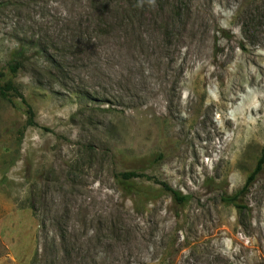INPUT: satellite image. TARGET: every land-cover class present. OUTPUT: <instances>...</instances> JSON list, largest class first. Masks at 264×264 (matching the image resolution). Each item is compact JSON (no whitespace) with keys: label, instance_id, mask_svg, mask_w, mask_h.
I'll return each instance as SVG.
<instances>
[{"label":"rangeland","instance_id":"1","mask_svg":"<svg viewBox=\"0 0 264 264\" xmlns=\"http://www.w3.org/2000/svg\"><path fill=\"white\" fill-rule=\"evenodd\" d=\"M0 71V264H264V0H0Z\"/></svg>","mask_w":264,"mask_h":264},{"label":"trees","instance_id":"2","mask_svg":"<svg viewBox=\"0 0 264 264\" xmlns=\"http://www.w3.org/2000/svg\"><path fill=\"white\" fill-rule=\"evenodd\" d=\"M23 51V50H22ZM22 51H19L18 54H20L18 56V58L23 57V53ZM17 53V52H16ZM21 63L17 62L14 64L10 65V70L13 74H16L17 71L20 69ZM4 77V73L0 71V80ZM12 92L14 93L17 97L21 98L23 101H25L24 99V95L23 93L19 90V88L17 86H15L13 83L9 82L5 85H1L0 84V93L2 95H6L7 93ZM28 114L30 116L29 118V125L33 126L35 125L34 123V112L32 110V107L30 105H28ZM264 167V158L261 159L257 166L256 169L254 170V172L252 173V175L248 178V181L246 183V187L248 188L251 185V182H253L255 180V177L262 171ZM119 178H121L123 181L125 182H130L136 179H140V178H147L146 175L144 173L138 172V171H126V172H122L119 174ZM149 178V177H148ZM159 184L162 185V187L167 190L170 191L175 200L181 203L187 202L189 200L188 196H184L182 195L180 192L173 190L171 187H169L165 182H161V181H157ZM238 197L239 195H234V196H226L224 197L222 200L225 204H231L234 205L238 208H242L239 203H238Z\"/></svg>","mask_w":264,"mask_h":264},{"label":"clouds","instance_id":"3","mask_svg":"<svg viewBox=\"0 0 264 264\" xmlns=\"http://www.w3.org/2000/svg\"><path fill=\"white\" fill-rule=\"evenodd\" d=\"M155 0H149V3H153L154 4Z\"/></svg>","mask_w":264,"mask_h":264}]
</instances>
